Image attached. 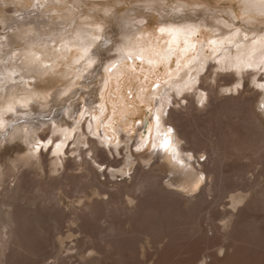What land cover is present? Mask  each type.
I'll return each mask as SVG.
<instances>
[{
    "label": "rangeland",
    "instance_id": "rangeland-1",
    "mask_svg": "<svg viewBox=\"0 0 264 264\" xmlns=\"http://www.w3.org/2000/svg\"><path fill=\"white\" fill-rule=\"evenodd\" d=\"M28 9L35 21L10 27ZM252 11L241 0H0V34L11 36L3 35L7 47L0 52L11 56L0 76L8 80L0 87V166L35 148L51 122L74 132L61 152L68 151L66 168L53 170L58 141H52L37 165L20 162L0 180V264H264V74L248 70L240 78L230 62L219 68L215 58L222 47L240 52L234 41L246 47L264 36V12ZM169 29L180 30L181 43L197 49L204 43L208 62L198 86L205 81L215 96L209 105L192 94L174 101L168 84L181 52L173 50ZM16 48L38 50L45 62L12 60ZM171 51L165 63H150ZM19 70L38 76L32 88L13 86ZM227 79L239 81V91L220 93ZM16 95L27 100L18 98L9 111ZM162 99L169 104L164 127L170 108L184 110L178 129L191 133L180 137L167 124L171 132L159 137L179 140L175 145L191 157L189 170L203 178L195 193L181 184H193L194 175L170 172L169 164L176 165L173 154L162 157V140L148 160ZM135 107L140 111L131 113Z\"/></svg>",
    "mask_w": 264,
    "mask_h": 264
},
{
    "label": "bare ground",
    "instance_id": "bare-ground-1",
    "mask_svg": "<svg viewBox=\"0 0 264 264\" xmlns=\"http://www.w3.org/2000/svg\"><path fill=\"white\" fill-rule=\"evenodd\" d=\"M242 1V3L243 4H245V6L247 7V9H249V10H253V11H255V12H257V13H263L264 12V0H241ZM147 4V3H146ZM149 6V5H148ZM252 11V12H253ZM33 12V11H32ZM32 12H29V9L28 10H26L25 11V13H23V14H20V16H18V18H15L14 20H13V24H11L10 25V27H13V28H15L16 26L17 27H19L20 28V25H22L23 23H26L27 21H29V20H32V21H35V19H36V16H35V14L34 13H32ZM251 12V13H252ZM28 14V15H27ZM249 15V14H248ZM247 15V16H248ZM253 17V16H252ZM42 18V17H41ZM250 18L251 17H249V19L248 20H250ZM254 18V17H253ZM252 19V18H251ZM39 20V19H38ZM22 27V26H21ZM3 35H5V37H6V41H10V38H11V36L9 35V33H1L0 34V52H1V50H2V48H5L6 49V42H4V39H3ZM85 32L84 31H79L78 33H77V37L79 38V39H81V40H83L84 38H85ZM180 34H178V32H172V35H171V37H170V44L172 45L173 43H177V46L175 47V49H173L174 51L177 49L179 52H181V53H179V62H180V66L178 67V69H177V71L176 72H174V73H171L172 75H174L175 77H172L171 79H173V80H171V81H169V89L171 90V89H173L175 92H174V97H176L178 94H185V96H183V98H186V97H188L189 95H196L198 98H197V102H200V103H202V104H200V105H203V106H206L208 103H211L210 102V100L209 99H211V97H212V93H210L211 95H209V92L206 90V89H208L209 88V86L208 87H205L203 84H204V82H203V84H201V85H199L198 86V83H199V81H203L204 79H203V75H202V73L204 72V70H205V67H206V64H207V62H208V59H207V57H206V54H205V52H204V43L203 44H201V45H203V46H201V48L200 49H197L190 41H185L186 43H181V41H182V38H180V37H178ZM252 38H254V37H251L250 39H252ZM255 38H257V37H255ZM238 41V40H237ZM233 43H235L237 46H238V49L240 50V52H238L237 54H234L231 50L229 51L228 50V52L227 51H225V49H224V47H222V49H223V51L222 52H220V54H218V55H216L215 56V58L216 59H218L219 61H218V65H219V68H226V64L228 63V62H230L229 64H227V66L229 67V68H231V69H234V72H235V74L237 73L238 75H239V77L240 78H242V77H244V74L245 73H247V71L249 70L250 72H251V74L253 75V77H255V75H257L258 73H260V71L264 74V63H262V62H264V36H260L259 38H257V40H255V42H253V43H250V45L247 43V42H245V39L243 40V42L242 43H245V45H247L246 47H241L240 45H239V42H233ZM240 43H241V41H240ZM218 44V43H217ZM216 44V45H217ZM220 44H221V46H225L224 44H223V42H221L220 41ZM89 45V44H88ZM234 45V44H233ZM26 46V45H25ZM179 46V47H178ZM218 46V45H217ZM232 46V45H231ZM167 47H168V45H167ZM166 47V48H167ZM172 47V46H171ZM84 48V47H83ZM86 49L88 48L87 46L85 47ZM220 48V47H219ZM70 49V42H68V44H66V46H64V50H66V51H68ZM191 49H193V50H191ZM85 50V49H84ZM238 50V51H239ZM70 51V50H69ZM68 51V52H69ZM174 51H171V52H168V54H166V56L164 57V56H162L160 59H159V56L158 57H156L155 55V57H153L152 59H151V61H150V63L152 62V63H155L156 65H158V64H160V63H162L163 61H165V59L168 61V58H167V56H171L172 54H173V52ZM191 51V52H190ZM192 51L193 52H196V54H193V55H191V53H192ZM219 51V50H218ZM5 51L3 50V53H4ZM160 52V51H159ZM14 58H12V60L14 59V60H18V61H20L22 58H21V56L23 55V56H25L26 58L25 59H30V61H34V62H36V64H39L38 66H40L43 62H45L44 61V59H41V58H38V50H36V52H34V50L33 49H31V48H28V49H24V48H22V49H19L18 50V48H16V50H14ZM216 54V53H215ZM3 55V56H2ZM10 55V54H9ZM227 56H230V59H227L226 57ZM122 57H129V55H127V54H122ZM214 58V57H213ZM214 58V59H215ZM10 59H11V56H7V57H5L4 56V54H0V76L4 73V71L6 70V68H7V65H6V63L8 62V61H10ZM162 59H163V61H162ZM15 61V62H16ZM24 61V60H23ZM14 62V61H13ZM14 62V63H15ZM29 62V61H28ZM151 63V64H152ZM163 63H165V62H163ZM248 64H251L252 65V67H247L246 65H248ZM22 65V64H21ZM26 65H27V63H26ZM115 65V64H114ZM257 65H259V67H257ZM17 66V65H16ZM24 66V65H23ZM30 66V65H29ZM32 66V65H31ZM116 66V65H115ZM115 68V67H114ZM114 68H112V70H114ZM24 69V68H23ZM47 70V69H46ZM23 71V70H22ZM42 71V70H41ZM20 72H21V70H19V71H17V72H14L13 73V75H12V77L13 76H15L14 78H15V81H12L11 83L12 84H14L13 86L15 87V88H17V89H20L21 88V86L18 84L19 82H20V84L22 85H24V87H28V88H32L33 87V85L31 84V83H33V80L34 81H36L37 82V79H38V76L36 77V75L35 74H32V73H30L29 75L27 74V75H23V74H20ZM17 73H19V74H17ZM207 73V72H206ZM217 75H219V73H217ZM40 76V75H39ZM207 76V75H206ZM216 76V75H215ZM214 76V78L216 79V80H218V78L217 77H215ZM208 77V76H207ZM3 78V77H2ZM17 78V79H16ZM41 78V77H40ZM213 78V79H214ZM227 78V76H222L221 78H220V80L222 79H226ZM264 78V77H263ZM263 78H260V80H263ZM26 79L27 80H29V83L26 81ZM214 79V80H215ZM234 79V78H233ZM233 79H227L226 80V84L224 83V85L223 84H219L221 87H222V89L219 91L220 93L221 92H231V94H232V92H235V91H239V87H238V85H239V81L237 82V83H234L233 82ZM254 79L255 78H253V81H254ZM3 80H4V78H3ZM264 82V81H263ZM8 83V80H4V81H0V87H3L4 86V84H7ZM235 84V85H234ZM35 86V85H34ZM14 87H12V88H14ZM262 88H263V90H262V92H261V94L264 96V85H262L261 86ZM167 88V87H166ZM4 89H5V87H4ZM3 89V90H4ZM209 90V89H208ZM31 92V91H30ZM214 92V94H215V92H216V90L215 91H213ZM187 93V94H186ZM29 96V95H28ZM211 96V97H210ZM210 97V98H209ZM213 97H215V96H213ZM213 97H212V99H213ZM231 97H233L232 95L231 96H229L228 98H231ZM18 98H20V96L19 95H16L14 98L12 97V98H10V99H8V101H12L11 103H9L8 105H6L5 107H7V108H10V107H13L14 106V104L16 103V101L18 100ZM189 98V97H188ZM16 99V100H15ZM21 100H27V96L26 97H21L20 98ZM182 99V98H181ZM181 99L179 100V99H177V97H176V99L174 100V101H176L177 103H181ZM194 99V98H193ZM215 99V98H214ZM213 99V100H214ZM168 100V99H167ZM191 100V99H190ZM192 101V100H191ZM196 101V100H195ZM262 102H263V104H264V100L262 99ZM191 103H193V102H191ZM189 104H190V101H189ZM168 102H166V101H164L163 99H162V101L160 100V106H161V108L159 109V111H158V118H159V120H158V125H156L157 126V128H156V132H155V140H154V145H156V143L157 142H161V140H162V137H159L160 136V134H161V132H166V133H169V128L167 127V124H170V125H172L176 130H177V132L179 133V135H180V137H182L181 136V134L185 137V134H187L188 132H184L185 130L184 129H178V128H180V126H184V123L185 122H183L182 123V116H184L185 115V113H182V112H184V110L183 111H181V112H178V113H182V115L180 114V116H179V114L177 113V110H174V108H170V110H169V114H168V120H167V122H166V126L164 127V125L162 124V121H164V111L168 108ZM191 105H193V104H191ZM209 105V104H208ZM262 105V104H261ZM196 106V105H195ZM1 107V106H0ZM186 107H187V105H186ZM104 108V107H103ZM191 108V107H190ZM197 108V107H196ZM262 108V107H261ZM263 108H264V106H263ZM1 109H3V108H0V126H1V123L3 122V119H2V114L5 112H1ZM192 109V108H191ZM179 110V109H178ZM181 110V109H180ZM199 110V109H198ZM84 111V110H83ZM140 111V108L139 107H135L132 111H131V113H138ZM187 111V110H186ZM197 111V110H196ZM190 112V111H189ZM192 112V111H191ZM184 114V115H183ZM83 116H85V114L83 115ZM175 116V117H174ZM182 117V118H181ZM187 117V116H186ZM189 117V116H188ZM6 118V117H5ZM81 118V117H80ZM92 118L93 119H95V121L97 120L98 121V117L96 116V117H94V115H92ZM56 119V118H55ZM54 119V120H55ZM83 119H84V117H82L80 120H79V124L83 121ZM92 119V121L94 122V120ZM157 119V118H156ZM88 120H90L91 121V117L90 118H86V122L88 121ZM110 120V119H109ZM184 120V119H183ZM186 121V120H185ZM57 121L55 120L54 121V123H56ZM85 122V123H86ZM108 123H112L111 122V120L110 121H108ZM107 122H106V124H108ZM165 123V122H164ZM52 124V122L50 123V124H47L48 126H47V128H49L48 129V132L47 133H43L42 135H40L39 136V138H40V142H38V144H37V146L35 147V148H33L32 146H30V148H32L31 150H29L30 152L28 153V154H26V155H24V156H22V157H19V159H17V160H14V161H12V165H10L7 169H4L3 167L4 166H0V180H3V178H4V176L6 175V174H8V172H9V174H11V172H13L19 165H20V162H22V164H23V162H29V161H31L32 160V163L35 165H37V163L40 161V159H41V157H42V155L44 154L43 153V148H46L47 147V145L48 144H50V142H52L53 141V143H55L56 141H58L56 144H55V146L54 145H52L53 147H56L57 146V148H56V150H55V153H56V155L54 156V167H52L53 168V170L54 171H59L60 169L62 170V168H66V163H65V154L68 152L67 150H66V153H63V155L61 154V152H63V149H64V145H65V143H66V140L68 139V138H70L71 137V135L74 133V132H69L68 133V130H67V128H64L63 127V129L62 128H60V124H57V125H55V126H52L51 125ZM77 125H78V123H77ZM85 124H83V127H85L84 126ZM87 125V128H89V129H92V130H94V127L92 126V125H90V124H86ZM78 126H80V125H78ZM179 126V127H178ZM86 130V128H84V131ZM161 131V132H160ZM15 133V132H14ZM57 133H60L59 135H57ZM85 134H86V132H84ZM96 133V132H95ZM163 133V134H164ZM181 133V134H180ZM191 133V132H190ZM189 133V134H190ZM189 134H187V135H189ZM19 135V134H18ZM96 135V134H95ZM12 136H13V134H12ZM101 136H103V141L104 142H106L105 141V139H107L106 138V135H104L103 133H102V135ZM186 138V137H185ZM32 139V138H31ZM92 138H90V139H88V143L90 142V141H92L91 140ZM170 139H171V145H170V147L167 149V150H165L164 148H163V150H162V157H164V160H166V158L168 159V160H171V158H170V156H171V154H173V157H174V165H176L175 167L173 166V165H171V164H169V170H170V172L172 173L173 171L175 172L174 174H176L177 172L178 173H181V174H183L184 176H185V179H187V177H189V176H191V175H194V177H195V181H194V183L193 184H190L188 181H184V183H181L182 185H183V189L187 192V193H190V192H194V191H196L197 189H198V186H200V182H203V178H202V176L200 175V172L198 173V172H195V173H193L192 171H190L189 170V167H190V165H194L192 162H191V157L190 156H188V154L186 153H184V152H181V148L179 149L178 148V146L177 145H175V143H178L179 142V140H175V138H171L170 137ZM60 140V141H59ZM90 140V141H89ZM94 140H97V139H94ZM33 141V140H32ZM93 142V141H92ZM95 142V141H94ZM95 143H98V141L97 142H95ZM198 143V142H197ZM90 144H91V142H90ZM94 144V143H93ZM69 145V144H68ZM142 145H144V144H138V147H141ZM154 145H153V149H152V151H151V155L152 156H149L148 157V160H151V158L153 157V154L155 153V147H154ZM67 146V145H66ZM143 147H145V146H143ZM159 147H160V145H159ZM158 147V148H159ZM180 147V146H179ZM204 147V146H203ZM52 148V147H51ZM192 148V147H191ZM91 149V151H93L92 153V155H89L88 154V152H86L89 156H92L93 157V160H94V158L96 159V157H98V156H95V154H94V152H95V150L93 149V147L92 148H90ZM96 149V148H95ZM156 149H157V147H156ZM40 150H41V152H40ZM50 150V149H49ZM52 150V149H51ZM158 150V149H157ZM205 150V149H204ZM79 151H81V150H79ZM82 151H84V150H82ZM100 152H104V150L103 151H100ZM83 153V152H82ZM82 153L80 154V155H82ZM159 153H160V151H159ZM171 153V154H170ZM85 154V153H84ZM91 154V153H90ZM99 156H100V153L98 152L97 153ZM102 154V153H101ZM170 155V156H169ZM104 157V156H103ZM35 159V160H34ZM107 159V158H106ZM153 159V158H152ZM43 160V159H42ZM147 160V161H148ZM131 161L132 160H130V162L129 161H127L128 162V168H130L131 167ZM69 162H71V161H69ZM102 163V162H101ZM124 163V162H123ZM1 164V163H0ZM70 164H72V163H69V167H70ZM103 164V163H102ZM118 165V164H117ZM178 166V167H177ZM195 166V165H194ZM69 167H67V168H69ZM123 168V167H122ZM66 171V170H65ZM67 171H68V169H67ZM194 171V170H193ZM52 172V171H51ZM202 174V173H201ZM188 175V176H187ZM5 178H6V176H5ZM137 178V177H136ZM191 178V177H190ZM181 179V178H180ZM189 179V178H188ZM173 182V181H172ZM90 183V182H89ZM175 184V183H174ZM172 185V184H171ZM180 186V185H179ZM9 188V187H8ZM139 188V187H138ZM6 191V190H5ZM4 192V191H3ZM237 192H239V191H237ZM236 192V193H237ZM195 193V192H194ZM11 194H12V192H11ZM233 194V193H232ZM234 194H235V192H234ZM14 195V194H13ZM238 196H235V195H233V198H234V200H235V198H237ZM242 197V196H241ZM241 200V199H240ZM236 201V200H235ZM242 201V200H241ZM2 202V201H1ZM237 202V201H236ZM6 202H4V204H5ZM7 203H9V202H7ZM6 203V204H7ZM14 203V202H13ZM8 206L9 205H12V204H7ZM6 205V206H7ZM92 206V205H91ZM0 208H2L1 206H0ZM13 213V212H12ZM11 214V213H10ZM14 217L16 218V216L14 215ZM14 218V219H15ZM7 219V218H6ZM13 219V218H12ZM14 221V220H13ZM3 222H5V221H3ZM6 223V222H5ZM9 224H10V222H9ZM6 225H7V223H6ZM14 226V225H13ZM10 228H11V226H10ZM9 227H8V229H10ZM7 231H9V230H6V232ZM12 232H14L15 234H17L15 231H13V230H10L8 233H6V234H8L9 235V233H12ZM13 235V234H12ZM9 237V236H8ZM6 238V237H5ZM14 238V237H13ZM17 238V237H16ZM4 236H3V230H2V227H0V242H4ZM9 240V239H8ZM12 242V241H11ZM10 242V243H11ZM5 243H7V241L5 242ZM4 243V244H5ZM10 243H9V245H10ZM3 244V245H4ZM12 244V243H11ZM6 246H8V245H6ZM5 246V247H6ZM4 247V246H3ZM12 247V246H11ZM14 247V246H13ZM69 247V246H68ZM3 249H6V252H7V248H3ZM3 249H1V252H2V250ZM90 252V251H89ZM88 252V253H89ZM5 253V251H3V254ZM77 253V252H76ZM4 255H6L5 257H8L7 256V254H4ZM1 256V255H0ZM3 256V255H2ZM10 257V256H9ZM1 258V257H0ZM3 259H4V257H3ZM5 260V259H4ZM10 260V259H9ZM18 260V259H17Z\"/></svg>",
    "mask_w": 264,
    "mask_h": 264
},
{
    "label": "snow or ice",
    "instance_id": "snow-or-ice-1",
    "mask_svg": "<svg viewBox=\"0 0 264 264\" xmlns=\"http://www.w3.org/2000/svg\"><path fill=\"white\" fill-rule=\"evenodd\" d=\"M197 7H199V6H197ZM161 31H163L164 29L162 28V29H160ZM170 31H175V32H179L180 30L179 29H169ZM95 39H98V37L97 38H95ZM87 51V50H86ZM127 55H131V53H128ZM137 58H139V57H137ZM262 63H264V62H262ZM247 67H252V65L251 64H248V65H246ZM257 67H259V65H257ZM9 111H12V109L11 108H9L8 109ZM81 115H84V113L83 112H81ZM169 132H171V129H169ZM170 145H171V139L167 136V135H165L163 138H162V146H163V148L165 149V150H167L169 147H170ZM118 146V145H117ZM154 147H155V145H154Z\"/></svg>",
    "mask_w": 264,
    "mask_h": 264
}]
</instances>
